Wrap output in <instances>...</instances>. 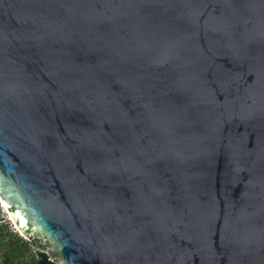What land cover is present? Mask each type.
<instances>
[{"label":"water","instance_id":"95a60500","mask_svg":"<svg viewBox=\"0 0 264 264\" xmlns=\"http://www.w3.org/2000/svg\"><path fill=\"white\" fill-rule=\"evenodd\" d=\"M0 200L54 264H264V0H0Z\"/></svg>","mask_w":264,"mask_h":264},{"label":"trees","instance_id":"16d2710c","mask_svg":"<svg viewBox=\"0 0 264 264\" xmlns=\"http://www.w3.org/2000/svg\"><path fill=\"white\" fill-rule=\"evenodd\" d=\"M0 264H52L50 255L36 250L31 240L0 224Z\"/></svg>","mask_w":264,"mask_h":264},{"label":"built area","instance_id":"2783aa9c","mask_svg":"<svg viewBox=\"0 0 264 264\" xmlns=\"http://www.w3.org/2000/svg\"><path fill=\"white\" fill-rule=\"evenodd\" d=\"M0 224L6 225L9 232L16 233L19 236L21 235V234H19V232L17 231L13 222L11 221V218L9 217L8 212H7L6 208L4 207V204L2 203L1 200H0Z\"/></svg>","mask_w":264,"mask_h":264},{"label":"rangeland","instance_id":"374dc122","mask_svg":"<svg viewBox=\"0 0 264 264\" xmlns=\"http://www.w3.org/2000/svg\"><path fill=\"white\" fill-rule=\"evenodd\" d=\"M36 250H38V251H40V252H43V253L49 255L48 251L45 250V249H42V248H36Z\"/></svg>","mask_w":264,"mask_h":264},{"label":"flooded vegetation","instance_id":"af4514ba","mask_svg":"<svg viewBox=\"0 0 264 264\" xmlns=\"http://www.w3.org/2000/svg\"><path fill=\"white\" fill-rule=\"evenodd\" d=\"M52 264H54V262H52Z\"/></svg>","mask_w":264,"mask_h":264}]
</instances>
